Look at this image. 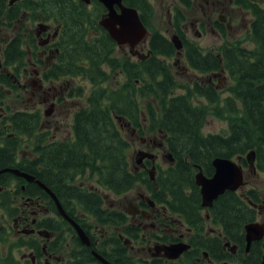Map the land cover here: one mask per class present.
Returning a JSON list of instances; mask_svg holds the SVG:
<instances>
[{
    "label": "flooded vegetation",
    "instance_id": "1",
    "mask_svg": "<svg viewBox=\"0 0 264 264\" xmlns=\"http://www.w3.org/2000/svg\"><path fill=\"white\" fill-rule=\"evenodd\" d=\"M122 1L127 6H149L146 13L136 7L149 30L146 40L135 48L138 54L119 45L103 26L108 8L101 0H0V264H107L105 260L110 264H261L264 239L249 243L246 236L250 217L255 222L264 215V195L257 192L258 186L247 176L239 190H229L212 206H203L196 183L198 164L185 159L187 166H182L165 132L151 130L145 109L140 126L128 116L111 113L125 140L131 141L124 146L131 182L118 185L115 191L107 159L100 162L105 175L86 169L60 190L50 184L49 175L57 173L51 167L54 155L59 149L62 155H70L79 146L82 112L98 90L92 72L82 73L85 67L92 69L86 58L94 39L101 41L102 48L115 45L111 53L122 61L146 62L155 57L151 39L161 32L174 45L173 56L181 62L185 58L187 65L182 69L195 76L188 78L187 85L176 82L174 92L179 94L188 87L221 83L219 77L226 71L224 65L203 74L192 68L184 39L223 63L224 46L232 41L246 48L253 45L249 40L252 23L257 13L264 16V0H172L168 8L175 9L168 19L172 30L168 35L154 28L155 0ZM158 1L167 6L168 0ZM234 23L249 26L245 36L230 37ZM190 25L198 38L187 36ZM234 29L238 33L235 25ZM209 30L221 43L204 49L199 41ZM174 34L182 41L181 49L172 41ZM106 68L113 81L124 79L130 70L128 66L126 73ZM113 81L101 84L114 86ZM139 152L145 155L141 161ZM214 172L210 162L207 175ZM225 200L234 205L233 221L223 215L221 201ZM243 209L254 216L243 217ZM66 213L86 233V241ZM171 245L185 248L169 256L164 247Z\"/></svg>",
    "mask_w": 264,
    "mask_h": 264
},
{
    "label": "trees",
    "instance_id": "2",
    "mask_svg": "<svg viewBox=\"0 0 264 264\" xmlns=\"http://www.w3.org/2000/svg\"><path fill=\"white\" fill-rule=\"evenodd\" d=\"M131 5L139 7L144 13L149 9L148 5ZM144 17L142 13V20L146 23ZM173 27L180 31L179 24ZM249 38L253 44L249 48L234 41L229 46H224L226 54L223 63L213 54L204 53L202 49L195 48V45L186 43L184 39L185 48L190 50L186 57L192 68L203 74L225 66L230 85L224 99L220 97L221 92L215 85H207L206 88L192 86L175 94L177 83L169 66L161 58L172 57L176 51L174 45L161 32L153 35L151 47L155 57L146 62L122 61L111 53V49L116 51L115 45L102 48L101 41L94 39L93 44H89V58H86L92 69L85 67L82 73L87 75L92 72L91 80L97 84L98 90L96 96H90V105L82 112L79 139L81 145L77 147L78 151L75 148L70 155H62L59 149L58 154L54 155L51 167L57 173L51 172L49 175L52 187L62 189L64 183L86 169L105 175L100 162L107 159L114 172L115 191L118 190V185L131 182L133 178L129 173V157L124 147L129 142L125 140L111 113L128 116L135 126H140L145 116L142 115L143 109L151 130L168 133L167 141L171 149L177 152L178 160L183 161L182 166H187L186 159L203 166L207 172L215 157L237 155L242 156V163L247 166L245 156L254 150V164L264 174V16L261 13L255 16ZM123 64L130 68L129 72ZM106 66L112 72H127L128 75L126 73L124 79L113 81L114 77L107 71ZM107 79L113 81L114 86L101 84ZM140 81L143 83L139 84ZM203 97L206 98L207 105L197 104V98ZM109 100L112 102L107 108L106 103ZM209 111L228 121V133L207 134L201 131ZM75 164L81 167L74 168ZM175 182L178 185L177 190L180 191L178 180ZM249 194L256 200L253 192ZM221 202L223 215L233 221L234 205L229 206L226 200ZM249 216H253V212L243 209V217ZM250 219L252 220L248 222H252L254 217Z\"/></svg>",
    "mask_w": 264,
    "mask_h": 264
},
{
    "label": "water",
    "instance_id": "3",
    "mask_svg": "<svg viewBox=\"0 0 264 264\" xmlns=\"http://www.w3.org/2000/svg\"><path fill=\"white\" fill-rule=\"evenodd\" d=\"M101 1H103L104 4H107L108 8V12L104 15L101 23L109 30L111 37L119 45L129 46L133 54L140 53L137 49L135 50V48L137 45L146 40L149 30L143 23L138 9L133 6L125 5L122 0ZM115 5H118L119 11ZM172 41L174 42L177 49L182 48L183 45L179 35L174 34L172 36ZM138 156L139 161L145 157V155L141 152L138 154ZM245 158L250 167H255L254 150L250 151L245 156ZM212 164L215 168L213 176H207L201 167L200 171L196 173V183L201 187L204 206H211L214 199L225 192L226 189H238L243 184L244 180L242 165L234 161L231 157L217 156L213 159ZM23 175L25 174L23 173ZM51 193L53 194L54 192ZM53 196L55 199H57L55 194H53ZM65 215L76 225L82 240L86 241L87 235L83 229H81L77 222L71 219L67 213ZM246 230L247 241L249 243L252 240L262 239L264 237V223H249L247 224ZM184 248L185 247L183 245H171L164 247L169 256L179 255ZM105 261L107 264H110L107 260ZM261 264H264V259Z\"/></svg>",
    "mask_w": 264,
    "mask_h": 264
},
{
    "label": "rangeland",
    "instance_id": "4",
    "mask_svg": "<svg viewBox=\"0 0 264 264\" xmlns=\"http://www.w3.org/2000/svg\"><path fill=\"white\" fill-rule=\"evenodd\" d=\"M172 0H168L167 2V6H166V2H162V1H158L155 0L154 5L156 8V17L154 19V24H155V29H159L161 30L163 33H166L169 35V33H172L170 28V25L168 23V19L171 16V12L174 11L175 8H168V5H170L169 2H171ZM170 11V12H169ZM232 28L231 33H230V37L231 38H238V37H243L245 36V34L247 33L249 26L248 25H238L236 23L231 24ZM234 25L237 27V32H235L234 29ZM189 31H187V36H189L190 38H198V36L196 35L194 29H192V26L190 25L189 27ZM169 31V32H168ZM209 34H207L203 39H201L199 42L202 45V47L204 49H210L212 47H215L216 45L220 44L221 41L219 40V38L216 36L215 33H213L212 31L209 30ZM194 34V35H193ZM165 64H167L169 66V68L171 69V74H173L175 81L179 82L181 81L184 84H189L188 83V78L190 76L195 77L194 74L192 72H188L185 71V69H182V67L185 65H187L185 58H182V62L180 61V58L178 56H173L172 58L169 59H163ZM170 61V62H168ZM177 61V63H176ZM180 66V67H179ZM220 82H218L217 80V86H219L220 90L222 91V96H220L221 98H225L228 95V90L227 87H229L230 85V78L229 76L225 73V75H221L219 77ZM26 97L28 96V93L25 94ZM147 99L144 100V102H146ZM31 102H29L30 104ZM197 104L200 105H207V100L205 98H197ZM210 112V111H209ZM228 121L225 119H220L218 117H216L215 115H213L212 113H210V115L207 116V120L204 124L203 127V131L205 133H217V132H221V133H228ZM66 133V131L63 129V134ZM158 137V136H157ZM248 178L252 180V182L258 186V190H260V192L264 195V174L262 172H259L258 175L253 174L252 172H248ZM261 219H264V215H261ZM258 219H260V216L258 215ZM260 219V220H261ZM259 222H264V221H260Z\"/></svg>",
    "mask_w": 264,
    "mask_h": 264
}]
</instances>
